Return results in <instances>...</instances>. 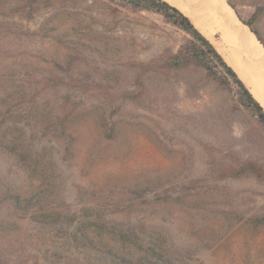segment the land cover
Here are the masks:
<instances>
[{"label": "rangeland", "instance_id": "obj_1", "mask_svg": "<svg viewBox=\"0 0 264 264\" xmlns=\"http://www.w3.org/2000/svg\"><path fill=\"white\" fill-rule=\"evenodd\" d=\"M225 4L264 42V0ZM187 37L113 0H0V264H264V176L234 174L264 169V127L163 64Z\"/></svg>", "mask_w": 264, "mask_h": 264}, {"label": "trees", "instance_id": "obj_2", "mask_svg": "<svg viewBox=\"0 0 264 264\" xmlns=\"http://www.w3.org/2000/svg\"><path fill=\"white\" fill-rule=\"evenodd\" d=\"M116 3L126 4L133 9L153 11L160 14L164 20L183 31L188 37L180 44L175 53L168 56L163 64L169 69H182L193 65L201 67L206 74L217 80L220 85H234L237 90L239 103L248 108L264 127V106L253 96L247 85L239 77L237 72L227 63L213 43L194 25L191 19L177 6L167 0H113ZM258 8L249 19L241 20L259 42H264L258 36L252 25V20L258 12ZM254 174L257 177L264 176V169L254 163H245L234 174Z\"/></svg>", "mask_w": 264, "mask_h": 264}, {"label": "bare ground", "instance_id": "obj_3", "mask_svg": "<svg viewBox=\"0 0 264 264\" xmlns=\"http://www.w3.org/2000/svg\"><path fill=\"white\" fill-rule=\"evenodd\" d=\"M195 1L202 5L193 3ZM175 6L191 19L217 50L219 48L220 54L225 55L228 64L244 76L249 89L264 105V54L252 32L234 29V17L225 0H193ZM216 31L220 33L219 38L213 37Z\"/></svg>", "mask_w": 264, "mask_h": 264}, {"label": "crops", "instance_id": "obj_4", "mask_svg": "<svg viewBox=\"0 0 264 264\" xmlns=\"http://www.w3.org/2000/svg\"><path fill=\"white\" fill-rule=\"evenodd\" d=\"M202 22H203V21H202ZM203 23H204V22H203ZM204 24H206V23H204ZM234 29H245V28L239 27V26H237V25L235 24ZM249 32H251V31H249ZM215 33H216V35H217V34L220 35V33H219L218 31H216Z\"/></svg>", "mask_w": 264, "mask_h": 264}, {"label": "water", "instance_id": "obj_5", "mask_svg": "<svg viewBox=\"0 0 264 264\" xmlns=\"http://www.w3.org/2000/svg\"><path fill=\"white\" fill-rule=\"evenodd\" d=\"M228 5H229V4H228ZM229 6H230V5H229ZM230 7H231V6H230ZM237 19H238V18H237ZM238 20H239V19H238ZM239 22L241 23V26L244 25L240 20H239Z\"/></svg>", "mask_w": 264, "mask_h": 264}]
</instances>
